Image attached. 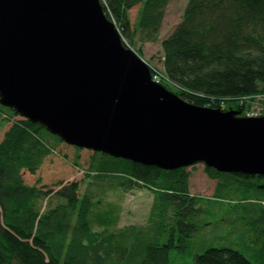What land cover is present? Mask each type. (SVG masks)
Masks as SVG:
<instances>
[{
    "label": "trees",
    "instance_id": "trees-1",
    "mask_svg": "<svg viewBox=\"0 0 264 264\" xmlns=\"http://www.w3.org/2000/svg\"><path fill=\"white\" fill-rule=\"evenodd\" d=\"M169 2L101 0L129 45L159 41ZM161 47L158 80L189 103L243 111L247 103L238 100L264 95V0H188ZM0 116L11 122L0 142V264H174L173 254L192 250L201 230L219 224L211 222L215 211L224 213L230 233L249 232L260 253L251 261L237 249L208 247L193 254V264H264V176L206 167L217 186L205 198L191 193L187 168L167 171L93 152L85 190L81 181L55 190L41 177L28 183L25 174L36 175L53 143L64 142L1 104ZM117 191L153 194L145 225L119 227V206L107 200Z\"/></svg>",
    "mask_w": 264,
    "mask_h": 264
},
{
    "label": "water",
    "instance_id": "water-1",
    "mask_svg": "<svg viewBox=\"0 0 264 264\" xmlns=\"http://www.w3.org/2000/svg\"><path fill=\"white\" fill-rule=\"evenodd\" d=\"M152 77L101 0H0L3 107L94 153L264 176V116L194 105Z\"/></svg>",
    "mask_w": 264,
    "mask_h": 264
},
{
    "label": "rangeland",
    "instance_id": "rangeland-1",
    "mask_svg": "<svg viewBox=\"0 0 264 264\" xmlns=\"http://www.w3.org/2000/svg\"><path fill=\"white\" fill-rule=\"evenodd\" d=\"M188 0H170L167 5L164 20L160 29L159 41L140 42L137 40L135 45L126 44L134 50L146 63L154 69V74L159 78L162 71V41L167 38L176 26L181 22V18ZM139 7H135L129 13L131 23H135ZM262 95V96H260ZM252 100L253 107L257 112L264 111V95L263 93L256 95V97L249 98ZM242 99L238 100L239 102ZM225 110L224 107H222ZM243 114L242 116H244ZM11 122L0 116V142L3 139V133L7 125ZM55 149L52 156H50L44 163L42 169L36 174H25V179L30 184H35L38 178L43 179V183L55 190H58L60 183L67 185L73 181L82 182L83 189L87 187L85 179H87L86 171L88 164L91 161L93 152L89 150L79 151L74 146L67 143L57 144L53 143ZM204 164H198L188 168L192 172L191 177V193L195 196L205 198H212L217 186V181L209 178ZM108 202L118 205V213L120 215L119 227L128 225H145L152 208L154 196L149 191H133L131 193L123 194L121 191L113 192L107 197ZM261 207V206H260ZM264 208V207H263ZM264 210V209H262ZM214 216L211 222L219 221V224H211L205 229L201 230L195 239L192 250L178 253L172 256L174 264H193V254L202 252L205 248L215 247L224 248L230 247L237 249L246 255L251 261H255V256H258L261 250V245L254 242L252 244V237L249 232L244 233H230L226 227L224 213L221 211L213 212ZM242 214V220L246 222L248 217ZM246 217V220L243 219ZM203 246H205L203 248ZM255 255V256H254Z\"/></svg>",
    "mask_w": 264,
    "mask_h": 264
},
{
    "label": "built area",
    "instance_id": "built-area-1",
    "mask_svg": "<svg viewBox=\"0 0 264 264\" xmlns=\"http://www.w3.org/2000/svg\"><path fill=\"white\" fill-rule=\"evenodd\" d=\"M154 79L156 81H158L157 76H155ZM260 96H262V95H260ZM252 97H256V96H252ZM252 97H250V98H252ZM240 103L241 104H246L247 103V106L244 108V114L247 117H262V116H264V111L261 112V113L256 111V109L253 107L254 103L252 102L251 99H249V97L246 98V99L241 100Z\"/></svg>",
    "mask_w": 264,
    "mask_h": 264
}]
</instances>
